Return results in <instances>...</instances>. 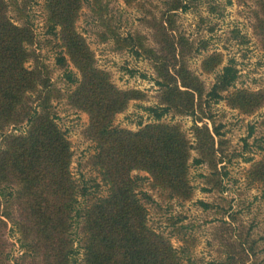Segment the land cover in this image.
Instances as JSON below:
<instances>
[{"label": "trees", "instance_id": "1", "mask_svg": "<svg viewBox=\"0 0 264 264\" xmlns=\"http://www.w3.org/2000/svg\"><path fill=\"white\" fill-rule=\"evenodd\" d=\"M196 1L167 0L162 18L151 23L156 48H145L132 34L113 35L117 42L131 46L138 57L142 53L136 45L145 48L158 75L159 103L145 107L156 122L132 131L114 126V119L130 101L142 99L144 94L119 89L110 74L97 67L93 52L75 27L83 0H46L48 34L60 39L65 49L57 64L67 84H77L68 103L89 116L85 136L96 149L91 164L108 189L106 196L92 198L86 185L72 175L73 151L57 123L53 83L45 65L31 70L25 66L32 57L28 45L35 40L32 25L30 21L22 26L12 22L6 0H0V264L7 262L2 256V231L9 223L19 235L20 264H79L81 248L83 264H182L178 250L149 226L143 200L152 201V197L138 191L139 185L149 178L169 198L191 199L190 159L191 151L196 150L193 164L212 167L211 181L216 180L220 190H225L216 179L228 175L218 169L223 162L217 145V138L224 135L222 125L213 129L201 126L199 116L208 114L206 108L220 101L244 114L264 107V89L229 92L239 79L233 61L222 67L210 87L188 68L185 58L193 53V44L175 34L173 19ZM255 4L253 31L264 48V0H255ZM218 64L220 56L213 54L204 60L203 70L216 72ZM172 112L193 117L194 146L180 127L159 122ZM134 171L148 177H134ZM247 175L251 183L264 182V158ZM13 206L18 207L17 217L11 211ZM237 233L233 227V239L222 243L225 256L212 264H256L257 241L251 240L249 232ZM189 249L183 245L181 251L188 254Z\"/></svg>", "mask_w": 264, "mask_h": 264}, {"label": "rangeland", "instance_id": "2", "mask_svg": "<svg viewBox=\"0 0 264 264\" xmlns=\"http://www.w3.org/2000/svg\"><path fill=\"white\" fill-rule=\"evenodd\" d=\"M6 2L12 22L22 26L30 21L32 25L35 40L28 45L32 57L25 66L31 70L37 65H45L51 78L57 123L66 133L73 151V177L86 185L90 197L106 196L108 189L91 164V157L96 153L95 143L85 136L89 116L68 103V95L77 84L68 85L63 78V70L57 64V57L65 56V49L60 39L48 34L46 0ZM166 2L136 0L129 4L125 0H83L78 12L76 30L93 52L97 67L107 71L119 89L144 94L142 99L130 101L125 111L115 116L116 127L138 131L156 122L145 110V107L157 105L160 97V88L155 83L157 71L152 60L147 58L145 48L157 47L151 23L153 19L162 18L168 7ZM255 8V0H232V3L229 0H199L188 11L177 12L173 19L175 34L184 36L193 44V53L185 58L186 64L206 87L212 86L222 67L233 61L239 70V79L229 92L264 89V48L253 31ZM114 34L121 37L132 34L139 38L145 48L137 44L135 49L142 56L138 57L127 43L117 42ZM213 54L220 56V65L216 72H205L203 62ZM69 65L80 79L70 61ZM206 111L208 114L199 116L198 124H206L211 129L222 125L220 131L224 133L217 138L222 157L218 156L223 161L218 169L228 175L221 174V178L216 179L221 181V188L225 190H220L216 180L211 181L214 179L212 167L193 164V158L198 156L193 150L189 173L194 186L191 199L169 198L164 191L154 188L149 178L139 185L138 191H145L152 197V201L143 200L148 210V224L178 250L182 264H212V261L223 259L226 250L222 243L228 238L233 239V227L238 235L249 232L251 240L257 241L253 259L256 264H264V182L251 183L247 175L254 163L264 158V107L253 114H244L231 109L226 101H220L211 103ZM159 122L180 127L194 146L193 117L172 112ZM132 175L148 177L142 171H134ZM209 188L212 191L204 190ZM200 201L209 207L205 208L199 204ZM11 211L15 217L18 216L17 206H13ZM12 227L9 223L2 231V256L7 260L6 264H20L23 251L19 235ZM183 245H189L188 254L181 251ZM76 246L81 247L78 240ZM79 253L78 262L83 264L82 248Z\"/></svg>", "mask_w": 264, "mask_h": 264}]
</instances>
